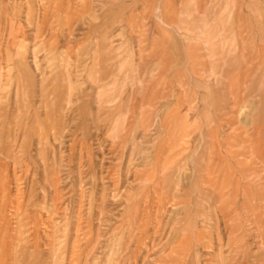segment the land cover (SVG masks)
<instances>
[{"label":"rangeland","instance_id":"1","mask_svg":"<svg viewBox=\"0 0 264 264\" xmlns=\"http://www.w3.org/2000/svg\"><path fill=\"white\" fill-rule=\"evenodd\" d=\"M165 19L206 35L214 84L165 85L180 62L159 65L141 37ZM253 192L264 0H0V264H96L108 247L123 264L124 246L138 264V249L184 245L190 215Z\"/></svg>","mask_w":264,"mask_h":264},{"label":"crops","instance_id":"2","mask_svg":"<svg viewBox=\"0 0 264 264\" xmlns=\"http://www.w3.org/2000/svg\"><path fill=\"white\" fill-rule=\"evenodd\" d=\"M171 23L173 21L165 19L146 28L147 33L141 32V37L146 38V54L149 57L151 55L153 59L157 58L160 61L159 65L170 56H174L175 59L177 57L176 61L180 62L175 64L174 72L169 70L165 74H159L160 77H167L165 85L169 84L172 75L180 76L177 84H181L182 90L191 89L193 82L206 84L207 87L210 83L214 84L212 76L209 75L214 72L207 67L206 58L210 56L212 50L209 49L210 41L206 39V35L205 38L200 37L196 40L188 28L185 29L181 25L176 27ZM196 33H200L198 36H201L200 29ZM194 51L203 60L198 64L201 67H194L191 60ZM201 74L206 76L202 77ZM200 118V115H193L190 121L197 123ZM200 127L192 129L191 132L199 135L202 131H199ZM231 195L233 194L219 195L214 201L227 200L222 197ZM252 195H254L251 196L252 199L258 198L261 201L234 203L233 211L226 210V204H219L215 211H202L200 216L190 215L191 221L184 233L187 241L184 245L175 241L157 244L152 253L147 252V256L138 249V253H133L139 254L138 264H264V196L259 197V194L254 192ZM247 199L249 198L236 197V200ZM165 232V235L171 236L172 229ZM130 251L127 246L121 249L123 264L132 263ZM113 252V248L110 247L97 251L96 264H110ZM91 258V264H95V255Z\"/></svg>","mask_w":264,"mask_h":264}]
</instances>
